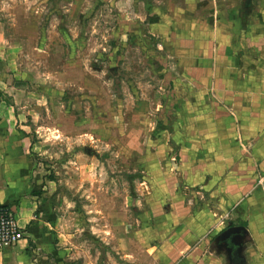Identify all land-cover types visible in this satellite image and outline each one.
Returning a JSON list of instances; mask_svg holds the SVG:
<instances>
[{"label": "rangeland", "instance_id": "1", "mask_svg": "<svg viewBox=\"0 0 264 264\" xmlns=\"http://www.w3.org/2000/svg\"><path fill=\"white\" fill-rule=\"evenodd\" d=\"M169 2L0 0V180L47 186L55 232L76 233L104 264L160 263L128 235L153 226L144 190L160 178L155 157H176L173 122L160 116L176 101V69L146 18ZM222 219L200 242L230 264L204 243Z\"/></svg>", "mask_w": 264, "mask_h": 264}, {"label": "crops", "instance_id": "2", "mask_svg": "<svg viewBox=\"0 0 264 264\" xmlns=\"http://www.w3.org/2000/svg\"><path fill=\"white\" fill-rule=\"evenodd\" d=\"M165 6L146 18H153L151 32L162 34V58L176 69L169 76L177 84L176 101L167 119L160 115L173 122L176 157L168 164L160 153L155 157L160 178L144 190L153 226L128 238L144 248L150 243L159 264H184L185 255L196 256L194 264H222L200 240L229 217L225 227L249 232L230 264H264V0H172ZM171 39L175 43L167 44ZM7 185L0 180V205L15 210L28 236L0 249V264H104L72 241L76 233L55 232L47 197L39 196L47 186Z\"/></svg>", "mask_w": 264, "mask_h": 264}, {"label": "built area", "instance_id": "3", "mask_svg": "<svg viewBox=\"0 0 264 264\" xmlns=\"http://www.w3.org/2000/svg\"><path fill=\"white\" fill-rule=\"evenodd\" d=\"M25 239V229L18 223L11 206L0 205V248L14 247Z\"/></svg>", "mask_w": 264, "mask_h": 264}, {"label": "flooded vegetation", "instance_id": "4", "mask_svg": "<svg viewBox=\"0 0 264 264\" xmlns=\"http://www.w3.org/2000/svg\"><path fill=\"white\" fill-rule=\"evenodd\" d=\"M230 226H233L232 223H230L227 227H225L218 235L214 238V244L219 248L223 249L227 252L228 258L232 263H237V258H239V245L238 243H241V246H243L244 239L239 236V234H232L229 235L223 239L217 240V237L225 230H227ZM247 239V238H246ZM245 239V240H246Z\"/></svg>", "mask_w": 264, "mask_h": 264}, {"label": "water", "instance_id": "5", "mask_svg": "<svg viewBox=\"0 0 264 264\" xmlns=\"http://www.w3.org/2000/svg\"><path fill=\"white\" fill-rule=\"evenodd\" d=\"M232 234H239V236L241 235V237L243 239H246L249 235V232H248V229L245 227V226H242V225H233V226H230L227 230L223 231L218 237H217V240L219 239H223L229 235H232ZM240 243V242H239ZM238 243V245H239ZM240 250V248H238V251Z\"/></svg>", "mask_w": 264, "mask_h": 264}, {"label": "trees", "instance_id": "6", "mask_svg": "<svg viewBox=\"0 0 264 264\" xmlns=\"http://www.w3.org/2000/svg\"><path fill=\"white\" fill-rule=\"evenodd\" d=\"M5 206H9V205H5Z\"/></svg>", "mask_w": 264, "mask_h": 264}]
</instances>
